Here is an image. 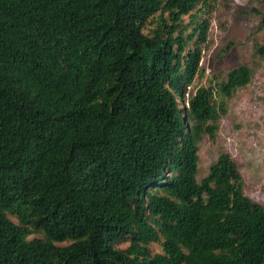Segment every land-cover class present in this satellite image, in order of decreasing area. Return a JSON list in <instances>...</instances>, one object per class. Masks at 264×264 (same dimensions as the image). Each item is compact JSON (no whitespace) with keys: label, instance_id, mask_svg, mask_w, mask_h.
<instances>
[{"label":"trees","instance_id":"16d2710c","mask_svg":"<svg viewBox=\"0 0 264 264\" xmlns=\"http://www.w3.org/2000/svg\"><path fill=\"white\" fill-rule=\"evenodd\" d=\"M215 1L0 0V264H264L233 159L196 180L252 76L187 91Z\"/></svg>","mask_w":264,"mask_h":264},{"label":"rangeland","instance_id":"374dc122","mask_svg":"<svg viewBox=\"0 0 264 264\" xmlns=\"http://www.w3.org/2000/svg\"><path fill=\"white\" fill-rule=\"evenodd\" d=\"M257 13L264 14V0L215 1L199 61L203 75L187 91L199 86L214 90L227 71L241 64L252 70L249 83L223 101L225 112L214 138L198 143L196 180L206 175L220 152L226 153L241 176V195L264 209V61L253 55L264 30L258 28Z\"/></svg>","mask_w":264,"mask_h":264}]
</instances>
